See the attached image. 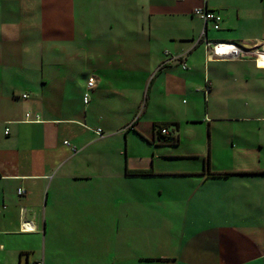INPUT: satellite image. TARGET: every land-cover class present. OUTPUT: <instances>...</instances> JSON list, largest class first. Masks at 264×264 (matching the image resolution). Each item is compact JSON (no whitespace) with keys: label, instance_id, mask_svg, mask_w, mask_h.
Segmentation results:
<instances>
[{"label":"crops","instance_id":"0c3cea01","mask_svg":"<svg viewBox=\"0 0 264 264\" xmlns=\"http://www.w3.org/2000/svg\"><path fill=\"white\" fill-rule=\"evenodd\" d=\"M204 3L222 16L219 29L193 13ZM117 26L127 44L112 51L101 42L114 40L107 33L117 35ZM205 28L209 41L264 40V0H0V234H46L54 223L49 218L59 211H69L75 222L77 217L81 228L85 216L93 217L96 235L107 234L104 214L92 205L111 210L116 197L125 208L113 232H122L125 223L131 233L134 216L142 214L133 210V188L128 191L127 183L155 175L190 176L208 192L204 210L188 204L184 210L146 211L143 215L155 217L162 233L169 218L178 229L173 248L166 241L164 250L145 260L264 264V68L251 58H210L198 42ZM134 39L141 47L134 48ZM69 41H76V50L59 48ZM69 54L78 57L77 67L57 60ZM128 60L136 65L123 66ZM90 77L95 82L88 91H98L95 104L91 95L84 100ZM163 123H170V134L176 128L177 141L157 131ZM96 127L104 130L102 137L92 130ZM132 133L152 152L141 157L146 165L131 162ZM186 149L193 156L175 155ZM154 157L159 169L153 168ZM176 158H199L202 162L192 165L201 162L203 169L182 168ZM140 169L153 173L129 172ZM120 181L126 184L121 193ZM19 188L25 193L19 195ZM218 188L231 190L235 199L215 208L222 202ZM87 193L97 199L86 201ZM163 193L160 188L158 205L164 204ZM45 246L33 264H46ZM12 252L6 253L7 264H23L21 246ZM29 256L28 251L25 264Z\"/></svg>","mask_w":264,"mask_h":264},{"label":"rangeland","instance_id":"374dc122","mask_svg":"<svg viewBox=\"0 0 264 264\" xmlns=\"http://www.w3.org/2000/svg\"><path fill=\"white\" fill-rule=\"evenodd\" d=\"M137 26H134L136 28ZM117 35H111L109 32L107 33L109 39L111 37L114 40H109V42H101L103 46L106 45V48L115 51L120 50L122 48H126L127 42L123 40L119 34L123 31V27L117 26ZM97 43V42H96ZM89 46L87 45V48ZM141 47V42L136 41L134 39V48ZM59 48H66L68 50H76L77 43L74 42H66L63 45L59 46ZM92 48V47H91ZM93 50V48H92ZM57 60L63 66H67V63L77 67L78 65V57L76 55H67L65 57L59 56ZM120 60V59H119ZM50 61V60H48ZM123 66H135L136 62H127L122 63ZM97 90V85L95 87ZM71 84L69 88L66 90V94L68 97V102H71L73 96ZM85 93V91H84ZM89 95H91L92 104L98 102V91L93 92V88L88 91ZM102 93L100 94V96ZM186 101H189L190 96H184ZM77 102L78 99L74 98ZM200 100V106L205 105L204 98L202 97ZM117 101L120 103L121 98L118 96ZM99 107V106H98ZM119 114L122 115L121 105ZM118 114V116H119ZM120 117V116H119ZM122 120V119H121ZM205 129V128H204ZM203 128L201 130H204ZM120 131L126 132V128H121ZM206 131V130H205ZM132 132V131H129ZM182 141L184 143L187 142V138L185 136V132L182 131L181 134ZM124 138V137H123ZM130 141L128 146V153L133 155L135 159H131L132 163L141 162V157H145L142 155L152 156V152L147 150L146 141L144 142L137 134L130 135ZM182 150H179L177 153H181ZM193 151L191 149L183 150V154H175L176 156H193ZM206 155V156H205ZM148 156V157H149ZM203 157V156H202ZM186 159V160H184ZM204 167L207 169L208 164V155L206 150L204 152ZM155 164L153 162V168L159 169L157 164L158 157H154ZM178 166L186 169H203L200 164L201 160L199 158H176L173 159ZM194 160L201 161L199 165H192ZM172 162V161H171ZM170 162V163H171ZM146 165V162H144ZM156 165V166H155ZM151 167V165H149ZM200 172V171H199ZM199 172H189L185 171V173H199ZM154 173L157 174H167L169 172H163L161 170H156ZM247 180V179H245ZM159 182H162V186H159ZM239 182V181H235ZM133 186L127 183L128 191L130 187L133 188V210H140L142 215L134 216L131 233L126 232L125 223H123L122 232H113L116 231V226L118 223L117 216L118 214H122L121 206V198L116 197L112 200V209L110 210V206H105L95 203L92 205L96 210L101 211L104 215L101 217L103 221H105V225L107 228L110 227L111 232L107 234L96 235L93 228L90 226L93 224L95 218L85 216L84 227H80L77 225L78 218L75 217L76 222L74 221V217H71V213L69 211H59L56 212L57 215L53 218H49L53 220V225L50 222L48 224V230L46 234H43V231L39 232L38 236L34 235H14V234H0V242L5 243L4 246H0V264H7L8 258L6 253L9 250H13V254H15L14 250H18L21 246V251L23 253V264L26 263V254L29 251V264H33L35 259L42 257V251L39 249L45 246V242L47 246H45V254H46V264H152L149 263L145 258L147 255H151L157 253L161 250L165 249V242L170 248L174 247V234L178 227L173 223H171L169 218V223L165 225V232L162 233L164 228L159 227L156 222V218L153 216H146V211L149 213H155L153 210H158V208H165V210L174 209H186L192 208L194 210H204L205 203L203 200L209 198L208 192L205 186L200 183V180L195 177H161L155 175L154 177H150L149 179H134ZM160 188L163 189L164 193L162 194V205L157 204L158 194ZM197 190H194V189ZM92 189V188H91ZM126 191V184L124 181H120L119 184V193ZM221 203L214 204L215 208H221L222 203L230 204L233 199H235V195L233 196L231 190L229 189H219ZM145 193L148 195L146 200H144ZM92 193H87L85 196L86 201L91 199L90 202H94L97 198L91 195ZM193 197V201L189 203L188 199ZM238 199H242L241 195H237ZM124 199V196H123ZM140 200V204H137L135 201ZM126 204V202H124ZM189 204V206H188ZM115 206V207H113ZM72 212V211H71ZM61 213H68V216H63ZM73 213V212H72ZM93 212L89 214L92 215ZM74 215V213H73ZM158 218V217H157ZM107 222V223H106ZM171 230V231H170ZM129 231V230H128ZM21 232H24L22 230ZM170 237V238H168ZM85 246V247H82ZM44 250V249H43ZM17 254V253H16ZM154 263L153 260H150Z\"/></svg>","mask_w":264,"mask_h":264},{"label":"built area","instance_id":"2783aa9c","mask_svg":"<svg viewBox=\"0 0 264 264\" xmlns=\"http://www.w3.org/2000/svg\"><path fill=\"white\" fill-rule=\"evenodd\" d=\"M193 13L199 16L204 20L205 25L211 24L212 28L219 29L222 21V16L216 11L207 7L206 3L202 6H197L193 9ZM199 41H202L206 52L210 56V58H230V59H243V58H251L253 59L257 65L264 68V40H258L250 44H238L233 41H209L207 39V29L205 28L201 33ZM183 68L186 67V63L181 61ZM95 82L94 77H90L87 83V91L84 94L85 102L89 101V93L88 90L93 86ZM26 97V95L24 94ZM98 137H102L104 135V130L101 127H96L92 129ZM161 132L163 134H169V129L167 127H163ZM69 144L67 140L64 141ZM73 149H77L75 146H72ZM25 193V190L22 188L18 189V194L22 195ZM38 264H42L38 262Z\"/></svg>","mask_w":264,"mask_h":264},{"label":"trees","instance_id":"16d2710c","mask_svg":"<svg viewBox=\"0 0 264 264\" xmlns=\"http://www.w3.org/2000/svg\"><path fill=\"white\" fill-rule=\"evenodd\" d=\"M163 127H167V128H170V123H163V124H157L156 125V128H157V131L163 136L165 137L166 140L168 141H177V135L175 134V131H176V128H174L171 132V134H163L161 132L162 128ZM208 165H209V159H208V164H207V168H208ZM130 173L132 174H136V175H145V174H151L153 173L151 170H129ZM38 264V262H37Z\"/></svg>","mask_w":264,"mask_h":264}]
</instances>
